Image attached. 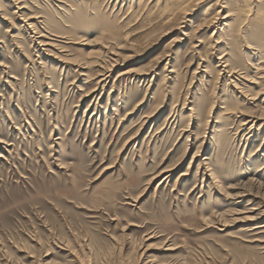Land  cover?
Wrapping results in <instances>:
<instances>
[{"label":"rangeland","instance_id":"374dc122","mask_svg":"<svg viewBox=\"0 0 264 264\" xmlns=\"http://www.w3.org/2000/svg\"><path fill=\"white\" fill-rule=\"evenodd\" d=\"M155 1L0 0V264H264V235L235 221L264 210V121L248 133L229 110L264 105V70L219 72L221 51L257 61L226 37L214 51L199 7L215 0L183 25Z\"/></svg>","mask_w":264,"mask_h":264},{"label":"bare ground","instance_id":"6f19581e","mask_svg":"<svg viewBox=\"0 0 264 264\" xmlns=\"http://www.w3.org/2000/svg\"><path fill=\"white\" fill-rule=\"evenodd\" d=\"M50 1V0H49ZM124 1V0H123ZM127 1V0H126ZM151 1V0H150ZM206 0H164V1H160V0H156L154 2V7L156 9H158V11L162 12V15H160V17L158 18V20H161V23H163V25H168L169 23H173V22H178L177 25H183L186 24V22L188 23V19H190L195 11V9H193V7H196L202 3H204ZM48 2V1H47ZM55 3L58 2V0H54ZM49 3V2H48ZM54 3V4H55ZM89 3V2H88ZM120 3V2H119ZM211 2H209L208 4H203L199 7L200 8H204L206 5H208L206 8H204L201 11V15H203L205 17V22L207 23L208 27L211 26L214 29V32L211 33L210 36H208V39H212L215 35L218 34V36L213 40V43H216L217 46L219 43H221V38L226 37L228 40L226 41V44H229L231 46H236V47H244L246 48V50L249 51L250 53V57L251 59H254V61L256 60L257 63L253 64L252 62H250V60L245 61V59H248L246 57L242 56H238L237 58L239 59V61L241 60V58L243 60H241L242 63V67H239L235 64H232L231 60L229 59V55L228 53H226L225 51H221L218 52L219 57H216L217 62V69L218 67L220 68L219 72L221 74L226 75V77L228 78L229 82L232 84H236L234 83L235 81L240 84L245 81L249 82L250 84L254 83L252 81L249 80V76L251 79H259L256 76V72L257 71H263L264 70V66H262V62L261 60L264 59V0H224V2H221L220 5V1L219 0H215L214 3L210 4ZM16 4V3H15ZM59 4V3H58ZM133 4V3H130ZM51 4L49 3L48 6H50ZM57 5V4H56ZM90 5V3H89ZM220 5V6H219ZM61 6V5H60ZM59 6V7H60ZM64 6L61 7L63 8L64 13H67L69 10H71V6L70 5H62ZM131 6V5H130ZM214 6H218V7H224L226 9V15L221 17L220 12L219 11H213L210 12L212 10V8ZM90 7V6H89ZM228 7V9L226 8ZM17 8V10H19L20 8L17 6H15V9ZM56 9V6H55ZM54 9V10H55ZM60 11V9H59ZM62 11V13H63ZM199 11V10H198ZM27 12V11H26ZM93 12L95 13V16H99L100 14L98 12H95V10L90 7V10L88 11V16L87 15H82L81 18L86 17L89 18V15H93ZM26 15V14H25ZM28 15V14H27ZM44 15V14H43ZM46 16V19H44V17ZM48 15H44L41 23H43V25L46 23L48 25V23L50 24V22H47V17ZM50 16V15H49ZM1 17V16H0ZM27 17V16H26ZM39 17H42L41 14ZM38 18V16H37ZM3 20V19H2ZM39 20V19H38ZM50 21V20H49ZM54 22V21H52ZM230 22V23H229ZM231 22L232 24V28L231 27ZM26 23V22H25ZM155 23V22H154ZM157 23V22H156ZM160 23V22H159ZM93 24H88V26H92ZM27 26V25H26ZM41 26V25H40ZM73 26V25H72ZM71 26V27H72ZM186 26V25H185ZM191 26V25H190ZM46 27V26H45ZM44 27V28H45ZM162 27V26H161ZM183 27V26H182ZM187 27V26H186ZM189 27V26H188ZM187 27V28H188ZM31 28V27H30ZM43 28V26H42ZM47 28V27H46ZM190 29V27L188 28ZM208 29V28H207ZM32 30V28H31ZM34 31V30H33ZM33 31H31L33 33ZM49 31V30H47ZM185 31V30H184ZM52 33V32H51ZM41 34V33H40ZM47 34V33H46ZM44 34V35H46ZM49 35V33H48ZM185 39L189 36V32L188 33H184L181 32V34ZM54 36V35H53ZM77 36V35H76ZM38 37V36H37ZM44 37V36H43ZM81 37V36H78ZM127 37V36H126ZM113 38V37H112ZM114 39V38H113ZM112 39V41H113ZM117 39V38H116ZM198 39V38H197ZM38 40V39H37ZM55 41V40H52ZM52 41H50L51 43H49L50 48L54 47L56 45L52 44ZM57 41V40H56ZM84 41V40H80ZM182 41V40H181ZM45 42V41H44ZM47 42V41H46ZM45 42V43H46ZM178 42V41H177ZM196 42L198 43V45H195L193 47L199 48L202 45V40H196ZM48 43V42H47ZM79 43V42H78ZM85 42H83L84 44ZM88 43H95V41H91ZM37 44V43H36ZM35 44V45H36ZM40 45V44H39ZM38 45V46H39ZM42 45V44H41ZM85 45H87L85 43ZM225 45V44H224ZM45 46V45H44ZM103 46V45H102ZM101 46V47H102ZM214 48V51L219 50V48H221L220 46H218V48ZM55 48V47H54ZM57 48V47H56ZM209 48V47H208ZM207 48V49H208ZM42 49V48H41ZM60 49V48H59ZM57 49V50H59ZM108 48H104V50H106ZM45 50V49H44ZM53 50V48H52ZM213 50V49H212ZM63 51V50H62ZM48 52V51H47ZM58 52V51H57ZM65 52V51H64ZM62 53V52H61ZM104 53V52H103ZM245 53V52H244ZM102 54V53H101ZM69 55V54H68ZM177 55V54H176ZM196 55V54H195ZM247 55V54H246ZM249 56V55H248ZM56 57L58 58V56L56 55ZM60 58L66 57L64 54H60L59 55ZM115 59H110L111 63L109 62V64H103L100 66L101 63L97 62H93L91 61L89 58V60H78L76 61L77 65L81 68V69H87L90 66H92L93 64H97L99 66V68H101V76H107V74H109L110 69L114 66L117 65L118 63V58L116 55H114ZM59 58V59H60ZM69 59V58H66ZM74 60V59H73ZM72 58L70 61H73ZM77 60V59H76ZM173 60V59H172ZM68 61V60H67ZM66 61V62H67ZM69 61V62H70ZM97 61V60H96ZM65 62V61H63ZM240 62V63H241ZM60 63V62H59ZM65 64V63H64ZM72 64V62H71ZM199 63H198V68L199 69ZM253 68H251V66H253ZM166 68L170 67V60L167 61V63L165 64ZM164 66V67H165ZM61 67V66H60ZM63 67V66H62ZM254 69V71H252V73H248V68ZM64 68V67H63ZM208 68V67H206ZM170 69V68H169ZM174 67L171 68V70H169V73H173L175 70ZM206 70V69H205ZM197 71V70H196ZM87 72V71H86ZM254 72V73H253ZM88 73V72H87ZM128 73V72H126ZM121 74V73H120ZM220 74V75H221ZM83 75V74H81ZM127 75V74H126ZM145 76V73H137L136 76L142 77ZM100 76V75H99ZM87 77V75H86ZM132 77V76H131ZM108 78V76H107ZM103 80V79H102ZM102 80H99L98 83L102 82ZM142 80V79H141ZM219 80V79H218ZM138 81V79H137ZM238 84V85H239ZM240 84V85H242ZM233 87V86H232ZM238 87V86H237ZM234 88V87H233ZM245 88H241L240 90H238L240 93V95H248V93L246 92ZM95 91V89L93 90V92ZM92 95V94H91ZM87 96V95H86ZM256 96V95H255ZM252 97V96H250ZM249 98V97H248ZM247 99V98H245ZM251 99V98H250ZM257 99V97H256ZM260 102H264V97L260 98ZM251 101V100H250ZM256 101V100H253ZM252 101V102H253ZM258 101V100H257ZM251 104V103H250ZM259 105V104H258ZM262 106V105H261ZM264 106V105H263ZM259 107L256 106V108H258L256 111L252 112L249 110H244V109H240L237 106H231L230 109L229 108H223V111H227L228 109L233 111L236 114H239L240 116H242L241 118L244 117L242 122H245L246 126L248 128V133L249 130L252 129L258 125H260V122L264 121V107ZM96 108V107H95ZM221 108V107H220ZM113 110V109H112ZM191 110V109H189ZM211 110V109H210ZM202 111V110H201ZM200 111V112H201ZM222 111V110H221ZM155 113V112H154ZM190 114V113H189ZM229 114V113H228ZM152 116V115H150ZM148 118V116H146ZM145 117V118H146ZM24 118V117H23ZM145 120V119H144ZM145 122V121H144ZM263 123V122H262ZM144 124V123H143ZM148 124V123H147ZM219 128V127H218ZM220 129V128H219ZM246 130V129H244ZM255 130V128H254ZM251 132V131H250ZM222 136L219 135V138H221ZM138 145V144H137ZM209 157V156H208ZM194 158V157H193ZM205 159V158H204ZM201 161V160H200ZM202 162V161H201ZM204 162V161H203ZM200 163V162H199ZM204 164V163H203ZM169 172V171H168ZM167 172V173H168ZM209 173V172H208ZM204 174V173H203ZM154 179V178H153ZM214 179V178H213ZM203 180V179H202ZM167 182V181H166ZM217 182V181H215ZM251 182V181H250ZM214 184V183H213ZM238 186V185H237ZM244 186V184H243ZM175 188V187H174ZM237 188V187H236ZM226 189V188H225ZM224 189V190H225ZM243 189V188H242ZM240 188V190H242ZM223 190V189H222ZM237 190V189H236ZM246 190V189H245ZM227 194V191H226ZM239 194V193H237ZM254 194V193H253ZM236 195V194H235ZM262 195V194H261ZM226 196V195H225ZM228 208V207H227ZM236 208V207H235ZM255 210H251L250 212H244V213H236L237 215H243V214H254L253 216L251 215V217L246 216V217H240L235 219V221H245V222H252L251 224L248 225V229L247 232H249L251 237H255L258 235H264V210H259L257 211V213L254 212ZM224 212V211H223ZM221 213L218 214L217 218H223L225 214L227 213ZM230 213V211H229ZM232 217V216H231ZM234 219H232L234 221ZM231 220V219H230ZM252 242H257L260 244L264 245V237H261L259 239H255L254 241L252 240ZM65 247V246H64ZM264 248V247H263ZM147 250L150 249V247L148 246L146 248ZM169 247L165 250L168 251ZM65 250L68 252L69 256L71 257V263H76V261L78 260L77 258V254L73 249H69L68 248ZM75 253V254H74ZM69 257V259H70ZM139 257H141V262L140 264H174V263H164L162 261H155L154 259H152L150 256H148L147 254H140Z\"/></svg>","mask_w":264,"mask_h":264}]
</instances>
